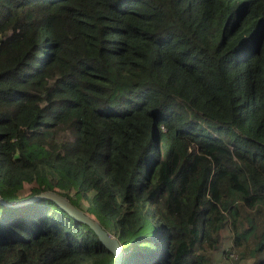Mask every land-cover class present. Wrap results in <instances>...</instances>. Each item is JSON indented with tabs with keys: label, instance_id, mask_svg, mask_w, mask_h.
Segmentation results:
<instances>
[{
	"label": "trees",
	"instance_id": "obj_1",
	"mask_svg": "<svg viewBox=\"0 0 264 264\" xmlns=\"http://www.w3.org/2000/svg\"><path fill=\"white\" fill-rule=\"evenodd\" d=\"M49 192L122 264H264V0H0V198ZM74 220L0 203V264H114Z\"/></svg>",
	"mask_w": 264,
	"mask_h": 264
},
{
	"label": "water",
	"instance_id": "obj_2",
	"mask_svg": "<svg viewBox=\"0 0 264 264\" xmlns=\"http://www.w3.org/2000/svg\"><path fill=\"white\" fill-rule=\"evenodd\" d=\"M43 199H48L56 203L62 210L68 213L75 220L87 224L91 227V229L96 233L100 242L115 255V263L114 264H122L123 259V249L118 241V239L113 238L110 233H108L97 221L93 220L91 217L87 216L83 211L77 209L69 200L58 195L54 192H49L45 194H41L39 196L33 197L29 200H25L22 202H18L15 204H9L3 201L0 198V203L10 206V207H21L26 206L28 204H33L37 201Z\"/></svg>",
	"mask_w": 264,
	"mask_h": 264
},
{
	"label": "rangeland",
	"instance_id": "obj_3",
	"mask_svg": "<svg viewBox=\"0 0 264 264\" xmlns=\"http://www.w3.org/2000/svg\"><path fill=\"white\" fill-rule=\"evenodd\" d=\"M30 189H31V186L29 185H26V190H25V195H29L30 194ZM72 197H74V193L72 194ZM78 200V199H77ZM81 205L84 207L85 210H87V208L89 207V203L86 201V200H81ZM89 216H91L93 219L95 218L91 212L88 213ZM95 220V219H94ZM96 221V220H95ZM112 227H110V230H111ZM110 232V231H109ZM110 234L112 235V237L114 236L112 232H110ZM114 238V237H113ZM127 256H130L131 254L130 253H126ZM125 254V255H126ZM231 258H235L234 255H231Z\"/></svg>",
	"mask_w": 264,
	"mask_h": 264
},
{
	"label": "clouds",
	"instance_id": "obj_4",
	"mask_svg": "<svg viewBox=\"0 0 264 264\" xmlns=\"http://www.w3.org/2000/svg\"><path fill=\"white\" fill-rule=\"evenodd\" d=\"M41 199H43V197H41ZM22 202V201H21ZM49 204H51L52 202H48ZM78 209V208H77ZM86 214V213H85ZM87 215V214H86ZM87 216H89V215H87ZM90 217V216H89ZM78 227L79 226H81L80 225V222L79 221H73ZM83 227H87L86 225H83ZM108 232V231H107ZM111 235V234H110ZM112 236V235H111ZM114 238H116L115 236H113ZM117 239V238H116ZM120 243V242H119ZM121 245V244H120ZM121 247H122V245H121ZM122 249H123V253H124V255H123V259H124V256H125V254H126V251L124 250V248L122 247ZM123 259H122V263H123Z\"/></svg>",
	"mask_w": 264,
	"mask_h": 264
}]
</instances>
